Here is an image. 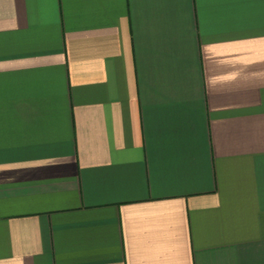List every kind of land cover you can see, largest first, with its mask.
I'll return each instance as SVG.
<instances>
[{"label": "crops", "instance_id": "crops-1", "mask_svg": "<svg viewBox=\"0 0 264 264\" xmlns=\"http://www.w3.org/2000/svg\"><path fill=\"white\" fill-rule=\"evenodd\" d=\"M0 264H264V0H0Z\"/></svg>", "mask_w": 264, "mask_h": 264}]
</instances>
